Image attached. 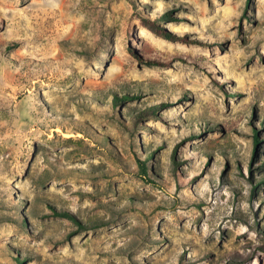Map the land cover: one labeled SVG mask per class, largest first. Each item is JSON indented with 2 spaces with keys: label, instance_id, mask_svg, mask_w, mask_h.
Masks as SVG:
<instances>
[{
  "label": "rangeland",
  "instance_id": "374dc122",
  "mask_svg": "<svg viewBox=\"0 0 264 264\" xmlns=\"http://www.w3.org/2000/svg\"><path fill=\"white\" fill-rule=\"evenodd\" d=\"M0 264H264V0H0Z\"/></svg>",
  "mask_w": 264,
  "mask_h": 264
},
{
  "label": "trees",
  "instance_id": "16d2710c",
  "mask_svg": "<svg viewBox=\"0 0 264 264\" xmlns=\"http://www.w3.org/2000/svg\"><path fill=\"white\" fill-rule=\"evenodd\" d=\"M256 136L258 137V135L256 134Z\"/></svg>",
  "mask_w": 264,
  "mask_h": 264
}]
</instances>
